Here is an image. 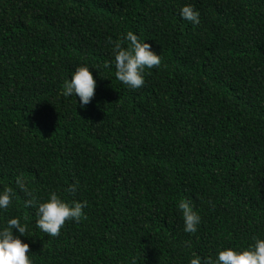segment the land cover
<instances>
[{
	"label": "trees",
	"instance_id": "trees-1",
	"mask_svg": "<svg viewBox=\"0 0 264 264\" xmlns=\"http://www.w3.org/2000/svg\"><path fill=\"white\" fill-rule=\"evenodd\" d=\"M127 31L161 56L135 89L109 43L127 46ZM82 63L97 80L84 108L59 93ZM18 175L37 199L87 201L85 215L42 232ZM4 187L0 224L23 218L33 264H187L264 236V0H0ZM180 198L200 214L195 233Z\"/></svg>",
	"mask_w": 264,
	"mask_h": 264
},
{
	"label": "clouds",
	"instance_id": "clouds-1",
	"mask_svg": "<svg viewBox=\"0 0 264 264\" xmlns=\"http://www.w3.org/2000/svg\"><path fill=\"white\" fill-rule=\"evenodd\" d=\"M179 16L193 24H198L200 20L199 10L191 3H184L179 7ZM123 39L128 42L127 46H121L120 39L113 41L109 38L114 57L115 78L130 88H139L144 83L145 69L159 66L161 56L148 40L139 39L132 31H127ZM89 65H77L71 72V78L65 79L59 89L60 95L64 97H78L81 108L91 101L97 84ZM15 182L28 197L24 201L25 205L35 206L36 227L50 236L58 235L67 220L79 221L85 215L83 209L87 201L66 200L56 190H50L46 198L37 199L26 187L22 176L18 175ZM77 186V183L69 184L65 191L75 192ZM12 199L13 190L10 187L0 190V210H7L12 204ZM176 208L183 219V230L195 233L201 220L199 212L185 198L176 202ZM22 219L13 215L0 224V264H33V258L28 255L29 242L22 239L29 231ZM186 243L191 247L190 241ZM131 260L132 264H135L136 257L133 256ZM187 264H264V236L253 235L252 242L245 246L219 247L214 256L193 253L189 256Z\"/></svg>",
	"mask_w": 264,
	"mask_h": 264
}]
</instances>
